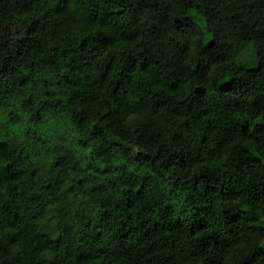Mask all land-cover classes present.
Instances as JSON below:
<instances>
[{
	"label": "trees",
	"instance_id": "1",
	"mask_svg": "<svg viewBox=\"0 0 264 264\" xmlns=\"http://www.w3.org/2000/svg\"><path fill=\"white\" fill-rule=\"evenodd\" d=\"M0 264H264V0H0Z\"/></svg>",
	"mask_w": 264,
	"mask_h": 264
}]
</instances>
